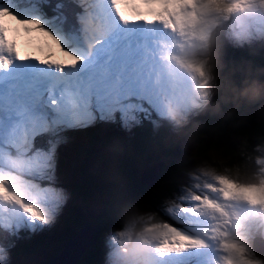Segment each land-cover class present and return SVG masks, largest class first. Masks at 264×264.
<instances>
[{"label":"snow or ice","instance_id":"obj_1","mask_svg":"<svg viewBox=\"0 0 264 264\" xmlns=\"http://www.w3.org/2000/svg\"><path fill=\"white\" fill-rule=\"evenodd\" d=\"M258 10L264 14V0H0V154L27 142L34 176L43 184L25 187L31 203H24L0 173V200L15 201L27 214L5 213L0 206V227L34 230L48 222L58 203L55 156L65 128L96 119L128 129L145 120L157 124L165 106L179 102L152 50L161 27L183 34ZM96 39L100 46H94ZM186 67L199 79L200 96H207L202 65ZM218 179L228 198L236 186ZM203 203L218 210L212 201ZM150 231L163 264H188V250L204 246L173 225ZM223 247L224 264H257L249 250Z\"/></svg>","mask_w":264,"mask_h":264},{"label":"trees","instance_id":"obj_2","mask_svg":"<svg viewBox=\"0 0 264 264\" xmlns=\"http://www.w3.org/2000/svg\"><path fill=\"white\" fill-rule=\"evenodd\" d=\"M227 24L228 19L222 20L210 33V38L215 40L219 50L218 79L211 103L207 108L200 109L192 120V128L196 130L193 134L196 147L192 153L185 155L180 138L184 133L180 137L172 135L168 129L171 128L170 123L166 120L159 123L158 129L145 120L126 133L122 125L112 120H104L102 127L89 124L78 129L84 134L85 142L73 143L71 192L74 196L80 193L84 204L98 200L102 207L95 216L84 214L80 206L68 208L67 216L62 219L67 224L57 235V250L63 248L62 244L69 234L83 222L95 224L102 235L116 220L118 213L132 208L138 198L145 202V208L156 214L152 218H167L154 204L164 200L160 189L173 193L178 183V171L186 174L191 171L188 162L192 155L213 168L224 170L237 185L245 186L235 190L236 196L248 195L246 186L251 187L255 183L254 161L262 159L257 147L264 144V113L259 116L254 113L264 96L258 99L242 98L241 91L253 80L264 85V49L246 41L243 36L240 41L245 40L246 46L232 41ZM226 71H229L227 75ZM228 76L234 77L231 79L235 83L233 88L230 81L228 83ZM66 130L80 133L71 127ZM167 131L170 134H166ZM125 139L131 151L124 146ZM146 165L145 170L157 166L151 183L141 181L145 179L139 176L138 167ZM248 234H261L264 237V232L256 229L248 230ZM22 235V231L7 233L0 227V245L9 248L15 255H23L35 250L44 241L42 236L26 241L21 239ZM15 236L20 239L17 240ZM95 239L86 245L76 264L102 263L100 259L106 250L100 244L97 246Z\"/></svg>","mask_w":264,"mask_h":264},{"label":"rangeland","instance_id":"obj_3","mask_svg":"<svg viewBox=\"0 0 264 264\" xmlns=\"http://www.w3.org/2000/svg\"><path fill=\"white\" fill-rule=\"evenodd\" d=\"M230 2L231 0H226V3ZM233 14L235 15L233 17V24L236 26V29L232 32H229L232 41L236 43V40H238L236 39V31L242 29L243 31L241 32L243 34L239 35L245 36L246 41L264 49V39L258 38L259 34H264V14H262L259 10L255 14L246 12H236ZM208 19H211V17H209ZM247 19H249L250 21H248ZM222 20L224 19L220 17L218 19V22L214 25L205 22V24L201 25V27H198L194 32H187L189 37H187V35L186 37L188 39L199 38L202 44L204 42V39H206L208 36V29L211 27H216L217 24ZM248 22H254L250 26L256 27L255 31L251 32L250 30H248ZM11 23L15 24L16 22L12 21ZM83 42V40L80 42L81 47ZM238 43L246 46L245 40L238 41ZM24 51L26 50L23 48V52ZM28 51H30V49ZM57 55H59V53H57ZM192 58L193 64H199L198 57L193 56ZM228 72L226 71L225 75H227ZM231 79H234V77L228 76V83L230 81V85L233 88L235 86V83L233 82L234 80ZM198 85L199 79L195 81L192 86H190L192 87L190 91H186V89L182 90L178 87L172 86L179 97V102L173 101L171 104H167L164 108V112L168 115L166 117H162L163 120H166L170 123L169 126L171 128L168 127V129L170 130L172 135H177L180 137V134L184 133L183 137L180 138L183 144L185 155L192 153L196 147L193 136L194 131L196 130L192 128V125H194V121L192 120L195 119L197 112L201 109L197 107V105L201 102ZM242 98L247 97L242 96ZM263 113L264 100L263 102H261L260 107L255 110L254 114L255 116H259ZM103 121L104 120L96 119L88 123H78L71 127L73 131L77 130L80 131V133H60L63 139L57 146V154L55 156V175L58 186L57 205L48 214V222L43 224L37 223L34 230L32 227H28L27 225L20 228L19 230H17L15 226H13L12 228L14 231L18 232L23 230L24 233L21 239L29 241L36 236H42L44 241L41 244L37 245L35 247V250L23 255H15L10 251L9 248H3L0 245V247L4 249L3 252H0V256L3 257V259L0 260V264H46L47 259L53 257L55 254H57L55 252L59 251V249L57 250L56 246L57 235L64 230V226L67 224L65 221H62V219L67 216V209H74V207L80 206L82 207V212L84 214L95 216L96 211H98L102 207L98 200H94L88 204H84L80 199V193L76 196L73 195V193L71 192V181L73 179V174L70 164L73 162V142H85L84 134H82V131L78 129H82L84 126H87L89 124L102 127L104 125ZM152 126L155 129H158L159 123L152 124ZM131 129L122 128L125 133ZM170 132L167 131L166 134H170ZM124 146L131 151L132 148L127 143V139L124 140ZM28 149L29 145L27 142L19 141L16 146L11 149V151H5L4 153L0 154V173H2L4 177L9 179L8 187H14L17 192H19L23 196L22 197L18 195L19 197H22L20 199L23 200L24 203H31L30 198L27 196L24 190L25 187L31 186L32 184H41V181L34 176V162L30 160V152ZM257 150L261 151L264 161V144L262 143V145L257 147ZM147 166L148 165L138 167V170L142 174V176L141 174H139V176L146 181L151 182L155 178L157 166L153 167L149 171L145 170ZM188 166L191 170L188 174L178 171V183L173 193L169 192L168 190L163 191L162 189H160L162 195L164 196V200L163 202L161 201V203L156 202L154 205H156L157 209H160L162 211L160 212L164 216L166 215L167 218H152L155 217L154 215L156 214L153 213V211H151L149 208H145L147 207L145 205V202L138 198L136 201V205H134L132 208H129L125 211L122 210L118 213V217L116 218V220L110 224L109 228L103 231L102 235H100L99 233L97 234L95 244L97 246L98 244H100V247L106 250L105 253L103 251V256L100 259L102 261V263L100 262L101 264H114V260L112 258V256H114L113 249L116 247V244L124 238L125 230L136 223L147 225L149 230L162 228L165 224L173 225L185 234L195 237L204 228L213 229L216 225V221L219 219H221V221L224 223L227 221L230 224V220L226 217L234 216L236 218H242L241 209L235 207V211L232 213L225 210V205L228 207V204L231 203V201L233 200L232 193L236 189H242L245 186L237 185L238 183L232 181L233 177L226 173L224 170L213 168L206 161L201 160L199 159V157H195L194 155L191 156L188 162ZM253 173L255 174V176ZM253 173L252 175L255 177L253 182L255 183L252 185L251 190H254L255 192L261 191L264 197V164L262 162V159H255ZM218 178L226 179L236 186L235 188L229 189L230 195L228 198L225 197L224 186L220 183V180ZM76 179L77 178L75 177V180ZM41 186H43V184H41ZM205 200L212 201L216 205H218V210L208 209L207 207H205L203 203ZM180 202H186V204L184 203L183 205ZM8 205H10V209L7 210V212L15 209L16 214L25 216L27 215L26 213H24L23 208L15 201L13 202L0 200V206H2L3 209H5ZM186 205L189 206L190 209H188ZM88 211H90V213H87ZM215 211H217V213L222 212V214L216 215ZM244 211L246 212L247 217L253 215L254 212L253 208L248 205L244 207ZM251 224H253V222ZM81 226L82 224L80 225V228ZM2 228H7V230H5L7 233L12 232V230L8 229V227ZM257 236L253 235V237L250 238V235H248V233L243 237L240 234L234 237L233 244L241 246L250 251L248 244V240L250 238L249 242H251V246L252 242L254 241L257 243V246L264 247V242L260 240V237ZM15 238L17 240L20 239L16 236ZM207 238L211 240L212 243H214V234H210ZM198 239L205 242V236H199ZM156 243H158L157 240ZM204 247L209 246L205 245ZM190 251L191 250L189 249L188 253H190ZM250 252L252 253V258L257 261V264H262L261 257L255 256L252 251ZM110 253H112V256H110ZM188 253H185V255H187ZM221 255L223 260L222 263L224 264V257L227 255L226 251L222 252ZM198 258L200 260H197L196 264H201L200 261H202L203 264H210L211 259L205 256L204 250L200 251ZM155 261L157 263L156 259ZM178 263L179 262L175 260L171 262V264ZM188 264H192L191 259L188 261ZM212 264H220L219 255L217 254L216 249L214 250Z\"/></svg>","mask_w":264,"mask_h":264},{"label":"clouds","instance_id":"obj_4","mask_svg":"<svg viewBox=\"0 0 264 264\" xmlns=\"http://www.w3.org/2000/svg\"><path fill=\"white\" fill-rule=\"evenodd\" d=\"M258 38L264 39V34H259ZM192 55L198 57L199 63L208 78L207 96H200L201 102L197 105V107L205 109L212 101L213 89L218 79L219 50L215 40L205 39L197 49L193 50ZM241 95L258 99L264 96V85L253 80L241 91ZM262 162L264 164L263 155ZM154 236L155 231H150L147 225H133L127 228L124 232V238L113 249L114 256L110 253L114 264H156V240Z\"/></svg>","mask_w":264,"mask_h":264},{"label":"water","instance_id":"obj_5","mask_svg":"<svg viewBox=\"0 0 264 264\" xmlns=\"http://www.w3.org/2000/svg\"><path fill=\"white\" fill-rule=\"evenodd\" d=\"M142 181L145 183H151L153 180L151 182L146 180ZM97 229L98 227L91 222L82 223L81 228L79 227L69 234L68 239L63 243V248H61V250H59V252H57V254L53 257L47 259L46 264H75L78 256L83 252L86 245L97 236ZM253 243L254 241L252 242V245ZM250 244V251H252L254 255L260 256L262 264H264V249H261L259 251L260 254H257L252 250V246Z\"/></svg>","mask_w":264,"mask_h":264},{"label":"bare ground","instance_id":"obj_6","mask_svg":"<svg viewBox=\"0 0 264 264\" xmlns=\"http://www.w3.org/2000/svg\"><path fill=\"white\" fill-rule=\"evenodd\" d=\"M188 33H189V32H188ZM188 33H187V32H185V33H183V34L180 33V35L183 36V37H186V35H187V37H189ZM195 34H197V33H195ZM191 35H192V34H191ZM187 37H186V39H188ZM23 48H24L23 45H21V48H20V51H21V52H23ZM37 54H38V53H37ZM58 56H60V54H59ZM60 58H63V57H60ZM261 249H264V247H259V246H257V243H256V242L253 243V245H252V250H253L254 252H256L257 254H260L259 251H260ZM81 254H82V253H81ZM76 262H77V261H76ZM75 264H76V263H75Z\"/></svg>","mask_w":264,"mask_h":264},{"label":"flooded vegetation","instance_id":"obj_7","mask_svg":"<svg viewBox=\"0 0 264 264\" xmlns=\"http://www.w3.org/2000/svg\"><path fill=\"white\" fill-rule=\"evenodd\" d=\"M254 223V222H253Z\"/></svg>","mask_w":264,"mask_h":264}]
</instances>
